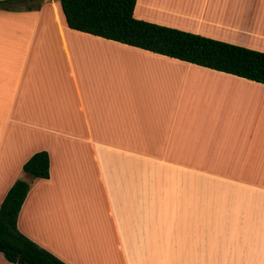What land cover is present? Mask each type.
Instances as JSON below:
<instances>
[{"label":"crops","instance_id":"0c3cea01","mask_svg":"<svg viewBox=\"0 0 264 264\" xmlns=\"http://www.w3.org/2000/svg\"><path fill=\"white\" fill-rule=\"evenodd\" d=\"M8 7L0 204L29 184L19 232L66 264H264V84L71 30L59 0ZM133 17L264 53V0H137ZM39 151L46 180L22 173Z\"/></svg>","mask_w":264,"mask_h":264},{"label":"trees","instance_id":"16d2710c","mask_svg":"<svg viewBox=\"0 0 264 264\" xmlns=\"http://www.w3.org/2000/svg\"><path fill=\"white\" fill-rule=\"evenodd\" d=\"M136 1L59 0V4L71 30L264 84V53L137 20ZM41 3L5 0L0 1V9L24 4L32 10ZM49 163L46 151L36 152L22 165V173L46 180ZM28 191L29 184L17 180L0 204V253L12 264H66L19 232L17 220Z\"/></svg>","mask_w":264,"mask_h":264},{"label":"rangeland","instance_id":"374dc122","mask_svg":"<svg viewBox=\"0 0 264 264\" xmlns=\"http://www.w3.org/2000/svg\"><path fill=\"white\" fill-rule=\"evenodd\" d=\"M218 195V191H214V194L213 196H216L217 197ZM236 202L234 201H226L224 200V202L222 203L221 205V208H222V211H243L242 208H244V206L246 205L245 202H237L239 203L240 205L238 204H235ZM110 246H113L112 242L110 241ZM111 262L112 263H116L117 264V252H114L113 250L111 251Z\"/></svg>","mask_w":264,"mask_h":264}]
</instances>
